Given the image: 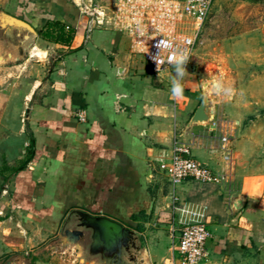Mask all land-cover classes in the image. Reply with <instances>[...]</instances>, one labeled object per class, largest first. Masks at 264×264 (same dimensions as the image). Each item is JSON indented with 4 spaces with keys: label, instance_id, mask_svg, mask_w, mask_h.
<instances>
[{
    "label": "crops",
    "instance_id": "0c3cea01",
    "mask_svg": "<svg viewBox=\"0 0 264 264\" xmlns=\"http://www.w3.org/2000/svg\"><path fill=\"white\" fill-rule=\"evenodd\" d=\"M160 1L174 0H0L38 32L20 61L0 37V262L95 264L51 249L71 211L83 210L139 233L135 264H171L172 186L159 162L176 138L227 174L176 187L209 207L212 236L199 264H264V0H215L179 99L170 94L174 67L154 73L133 48ZM55 21L74 30L69 42L43 34ZM220 76L231 99L208 87L213 120L188 127L201 80ZM224 134L233 147L226 165Z\"/></svg>",
    "mask_w": 264,
    "mask_h": 264
},
{
    "label": "built area",
    "instance_id": "2783aa9c",
    "mask_svg": "<svg viewBox=\"0 0 264 264\" xmlns=\"http://www.w3.org/2000/svg\"><path fill=\"white\" fill-rule=\"evenodd\" d=\"M214 3L215 0H174L169 3L160 1L159 6L154 10V15L137 27L133 45V48L144 54L152 72H159L154 57L159 52L157 44L164 39V36L168 37L175 46L187 52V65L189 64L200 42L199 33L212 13ZM179 10L194 19L193 34H176L174 30H169V25L175 26ZM171 67L173 66L165 63L161 66V70ZM79 117L82 120L85 119L84 114H79ZM219 139L222 160L226 165L231 163L233 158V147L228 135H220ZM159 166L168 176L172 186L169 234L173 244L170 263L199 264L208 256L207 242L212 236L207 227L209 207L207 203L183 200L178 195L176 187L188 179L205 183L225 182L226 171H214L207 164L195 159L191 154L190 144L176 138L169 158L161 160Z\"/></svg>",
    "mask_w": 264,
    "mask_h": 264
},
{
    "label": "water",
    "instance_id": "95a60500",
    "mask_svg": "<svg viewBox=\"0 0 264 264\" xmlns=\"http://www.w3.org/2000/svg\"><path fill=\"white\" fill-rule=\"evenodd\" d=\"M0 29L18 48L20 56L16 61L26 59L34 44L32 36L38 34L37 30L25 19L4 10H0ZM201 88L202 100L189 119L188 127L213 120L214 106L206 79L201 80ZM159 202H156V208ZM51 243H54L53 252H78L95 264H135L141 251L139 233L106 216L92 215L83 210L71 211L59 235Z\"/></svg>",
    "mask_w": 264,
    "mask_h": 264
},
{
    "label": "clouds",
    "instance_id": "9594fccd",
    "mask_svg": "<svg viewBox=\"0 0 264 264\" xmlns=\"http://www.w3.org/2000/svg\"><path fill=\"white\" fill-rule=\"evenodd\" d=\"M157 48L159 49V52L154 57V60L157 63V70L160 72L161 66L165 63L174 67L175 76L171 78L170 94L173 98L179 99L184 93V85L182 81L186 75H188L186 68L188 63L187 52L175 46L166 36H164V39L157 44ZM208 87H210L215 95H223L227 99H231L234 91L231 87L225 86L222 76L210 81Z\"/></svg>",
    "mask_w": 264,
    "mask_h": 264
},
{
    "label": "rangeland",
    "instance_id": "374dc122",
    "mask_svg": "<svg viewBox=\"0 0 264 264\" xmlns=\"http://www.w3.org/2000/svg\"><path fill=\"white\" fill-rule=\"evenodd\" d=\"M228 11H221L220 12V16H221V21H219L220 24H222V19L226 18L228 16ZM216 15L215 12L212 11V13L209 15V17L207 18L206 22L204 23L200 33H199V39L202 38V36L208 31L207 29L210 27L211 23H212V19L213 17ZM167 24H171L170 22H166ZM175 26L174 25H169V30H174L173 32L176 34H188L191 35L194 32V19L189 16L186 15L185 13H183V11H178V18L175 22ZM221 30L223 31V28H221ZM215 34V33H213ZM218 34H221V31H218ZM0 37H4L5 41H11L10 38H8L3 31L0 29ZM199 42V41H198ZM199 44V43H198ZM210 48H212V46H210ZM31 255H29L30 257ZM29 257L26 260V263L24 264H31V261L29 259ZM87 260V259H86ZM7 261V260H5ZM5 261L0 262V264H5ZM89 261V260H87Z\"/></svg>",
    "mask_w": 264,
    "mask_h": 264
},
{
    "label": "trees",
    "instance_id": "16d2710c",
    "mask_svg": "<svg viewBox=\"0 0 264 264\" xmlns=\"http://www.w3.org/2000/svg\"><path fill=\"white\" fill-rule=\"evenodd\" d=\"M52 28V29H50ZM73 32L74 30L72 28H70L68 30V33L65 32V26L60 23L59 21H55L52 23H49V25H47V30L44 31V35L46 37L52 38L56 41H65V42H69L71 40V38L73 37Z\"/></svg>",
    "mask_w": 264,
    "mask_h": 264
}]
</instances>
